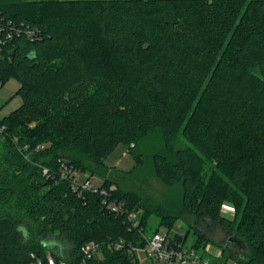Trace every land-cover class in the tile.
Returning <instances> with one entry per match:
<instances>
[{"label":"trees","instance_id":"trees-1","mask_svg":"<svg viewBox=\"0 0 264 264\" xmlns=\"http://www.w3.org/2000/svg\"><path fill=\"white\" fill-rule=\"evenodd\" d=\"M10 78L22 103L0 117V264L62 258L54 236L69 243L67 264H83L91 241L99 255L87 264H144L135 248L161 226L206 254L214 223L222 258L264 264V0H0V86ZM155 131V175L181 186L190 245L172 231L175 212L145 204L106 162ZM64 162L103 177L99 189L75 188Z\"/></svg>","mask_w":264,"mask_h":264},{"label":"rangeland","instance_id":"rangeland-1","mask_svg":"<svg viewBox=\"0 0 264 264\" xmlns=\"http://www.w3.org/2000/svg\"><path fill=\"white\" fill-rule=\"evenodd\" d=\"M19 81L16 78H10L2 86H0V117H3L13 111L22 103V96L18 93ZM34 124V123H33ZM177 144H187L186 138L180 136L177 140ZM50 145V142H45L43 147ZM138 152H142L143 155L137 159L135 155ZM155 152H165V145L161 137L160 132H153L136 149L135 155L129 152L124 144H119L115 150L106 158V162L112 170V176L114 181L126 189L134 190L139 193L145 204L156 207L157 205H164L167 209H171L177 216H179L174 223V232H180L182 235H187L186 245H190L196 240L197 235L194 228L191 226V220L193 216L187 209L182 207V188L180 185L175 187L165 186L155 175L153 154ZM214 161H209L205 170V176L208 177L214 166ZM74 175L79 183H83L88 179L93 186H100L103 182V177L98 174H90L89 172H82L79 170L74 171ZM221 212L229 216H233L236 212L235 205L232 203L224 202L221 206ZM194 220V219H193ZM151 228H155L158 222V216L156 214L150 217ZM204 227V226H203ZM166 227L161 226L160 231L166 232ZM213 240L207 244L213 245L219 253L223 252V249L229 250V244L227 243V234L217 224H213L212 230ZM51 245L60 253H63L62 259L66 260L68 257L66 251L69 243L63 238L51 237ZM206 246V247H207ZM51 254V252H50ZM141 259L147 263H151V258L144 252L139 251ZM96 255H99L96 253ZM225 257L219 259L220 264H238L233 261L232 258ZM231 256V254H229ZM240 258L245 259V254H240ZM219 261H215L216 263Z\"/></svg>","mask_w":264,"mask_h":264},{"label":"built area","instance_id":"built-area-1","mask_svg":"<svg viewBox=\"0 0 264 264\" xmlns=\"http://www.w3.org/2000/svg\"><path fill=\"white\" fill-rule=\"evenodd\" d=\"M43 145H38L39 147H42ZM63 175H66L67 173H71L73 177V186L75 188H88V189H95L98 190L99 186H93L91 182L86 179L83 183H79L74 175V170L72 167L67 165V163H63ZM44 172L47 173L48 169L45 168ZM116 186L114 184L111 185V189H114ZM101 192L107 195V189L102 187ZM104 204L107 205L108 208L112 209L116 212H123L124 207L123 204L115 199H108V197H105L103 200ZM138 212L137 211H131L129 213V218L134 222L136 225L138 223ZM121 243H117L116 247H118ZM82 250L84 252V258H83V264H87V258H90L94 256L98 252V245L91 241L88 244L84 245L82 247ZM135 250L137 252L142 251L148 257L151 258L152 262H157L159 264H215L212 263L209 257L205 256L202 251L187 247L183 245H179L178 243H175L171 241L168 234L165 232H155L147 237V244L143 248L136 247ZM37 264H44L42 260H39ZM47 264H67V261L60 258L56 259L52 254H48L47 256ZM147 264V263H144Z\"/></svg>","mask_w":264,"mask_h":264},{"label":"crops","instance_id":"crops-1","mask_svg":"<svg viewBox=\"0 0 264 264\" xmlns=\"http://www.w3.org/2000/svg\"><path fill=\"white\" fill-rule=\"evenodd\" d=\"M205 255L209 257L212 263H216L215 261H219L221 259L222 253H219L217 249L213 245H209L205 248ZM213 260H215L213 262ZM221 262H217L216 264H220Z\"/></svg>","mask_w":264,"mask_h":264}]
</instances>
